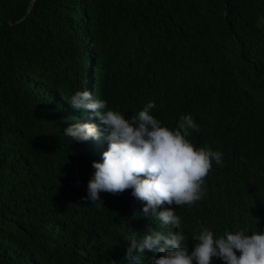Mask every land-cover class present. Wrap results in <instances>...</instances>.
<instances>
[{
  "label": "trees",
  "instance_id": "16d2710c",
  "mask_svg": "<svg viewBox=\"0 0 264 264\" xmlns=\"http://www.w3.org/2000/svg\"><path fill=\"white\" fill-rule=\"evenodd\" d=\"M31 1L0 0V264H153L148 250L125 259L150 224L189 252L202 227L264 234V0ZM78 90L126 119L155 102L173 130L190 114L188 139L223 153L200 201L158 209L179 229L143 216L132 189L84 199L108 133L68 102ZM76 120L100 138L65 137Z\"/></svg>",
  "mask_w": 264,
  "mask_h": 264
},
{
  "label": "clouds",
  "instance_id": "9594fccd",
  "mask_svg": "<svg viewBox=\"0 0 264 264\" xmlns=\"http://www.w3.org/2000/svg\"><path fill=\"white\" fill-rule=\"evenodd\" d=\"M83 113L89 110L105 126L108 148L102 162H93L94 175L88 183L91 203L101 200V192L120 194L132 189V195L145 203L142 214L153 216L162 226L179 229L181 218L175 208L162 211V205L191 207L204 197L203 185L212 169L213 161L223 164V153L210 146L196 147L188 137L200 131L199 125L189 115H181L176 129L162 126L150 114L156 107L148 102L142 110L126 119L119 111L108 108L107 101L94 98L93 93L76 91L68 101ZM63 135L72 141L99 139L101 132L93 123H71ZM137 232L127 240L130 246L125 259L133 250L159 253L153 264H213V258L224 264H264V234L254 231L245 234L226 231L214 237L213 231L202 227L193 238L198 241L189 252L181 232H164L151 224L138 239ZM239 252V255H237Z\"/></svg>",
  "mask_w": 264,
  "mask_h": 264
},
{
  "label": "water",
  "instance_id": "95a60500",
  "mask_svg": "<svg viewBox=\"0 0 264 264\" xmlns=\"http://www.w3.org/2000/svg\"><path fill=\"white\" fill-rule=\"evenodd\" d=\"M34 1H35V0H32V1H31L30 6H29V10L31 9L32 4L34 3ZM29 10H28V11H29Z\"/></svg>",
  "mask_w": 264,
  "mask_h": 264
}]
</instances>
